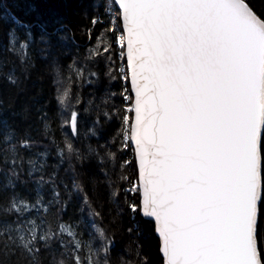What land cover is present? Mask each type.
I'll use <instances>...</instances> for the list:
<instances>
[{
	"label": "snow or ice",
	"instance_id": "6c2138e0",
	"mask_svg": "<svg viewBox=\"0 0 264 264\" xmlns=\"http://www.w3.org/2000/svg\"><path fill=\"white\" fill-rule=\"evenodd\" d=\"M33 73L0 264H264V0H0V81Z\"/></svg>",
	"mask_w": 264,
	"mask_h": 264
},
{
	"label": "trees",
	"instance_id": "16d2710c",
	"mask_svg": "<svg viewBox=\"0 0 264 264\" xmlns=\"http://www.w3.org/2000/svg\"><path fill=\"white\" fill-rule=\"evenodd\" d=\"M22 87L25 89L24 92L17 95V90L11 88L10 86L0 81V99L5 101V107L8 104L13 103L14 106L12 110L21 111L26 104H31L29 97L36 95L38 90L43 89V94L37 97L39 103H43L48 96V85L47 81L42 82L38 78L37 73H33L31 78L24 82ZM7 114V113H5Z\"/></svg>",
	"mask_w": 264,
	"mask_h": 264
}]
</instances>
